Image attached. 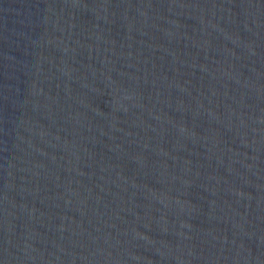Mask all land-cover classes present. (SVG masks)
I'll return each instance as SVG.
<instances>
[{
  "label": "water",
  "instance_id": "1",
  "mask_svg": "<svg viewBox=\"0 0 264 264\" xmlns=\"http://www.w3.org/2000/svg\"><path fill=\"white\" fill-rule=\"evenodd\" d=\"M0 264H175L69 0H0Z\"/></svg>",
  "mask_w": 264,
  "mask_h": 264
}]
</instances>
